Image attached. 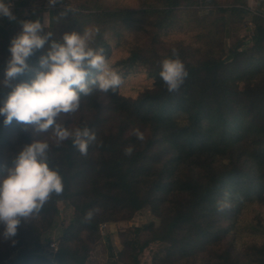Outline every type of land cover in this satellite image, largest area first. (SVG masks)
<instances>
[{
  "label": "trees",
  "instance_id": "trees-1",
  "mask_svg": "<svg viewBox=\"0 0 264 264\" xmlns=\"http://www.w3.org/2000/svg\"><path fill=\"white\" fill-rule=\"evenodd\" d=\"M233 2L219 10L237 17L247 11L244 0ZM197 3L153 0L138 12L114 7L88 15L127 27L135 21V13L148 17L145 40L122 62L127 68L144 67L151 85L135 97L122 95L119 88L115 93L94 89L91 95L81 96L79 111L91 116L80 120L78 128L87 127L96 140L86 155L71 138L59 146L47 142L49 164L61 175L63 192L53 193L32 215L43 224L30 217L18 226L11 238L13 255L5 262L9 252L0 253V264L16 260V264H85L101 222L126 219L146 206L160 224L136 227L135 236L145 233L141 241L122 240V254L128 255L130 264H140L137 252L152 241L165 244L163 255L154 256L153 264H264V240L246 244L241 251L225 240L247 204L264 203V13L253 15L249 39H241L226 55L221 38L211 36L213 29L204 43L167 41L182 27L181 8ZM199 10L196 7L191 13ZM47 13L44 32H53L56 39L64 35L58 25L72 28L83 15L65 8ZM214 22L217 26L218 19ZM103 30L90 47L103 49L107 57L110 46L102 38ZM21 31L9 20L0 22V106L10 91L2 84L10 42ZM41 54L37 51L29 57L33 70ZM166 58L179 60L188 73L177 92H169L160 76ZM20 82H30V75L18 76L13 84ZM3 121L0 116V177L21 148L42 141L23 124ZM129 147L131 154H126ZM58 201L71 207V218L54 251L46 252L44 245L51 240L41 235L57 213ZM225 201L228 206L219 211L218 203ZM260 229L264 236V226Z\"/></svg>",
  "mask_w": 264,
  "mask_h": 264
},
{
  "label": "clouds",
  "instance_id": "clouds-1",
  "mask_svg": "<svg viewBox=\"0 0 264 264\" xmlns=\"http://www.w3.org/2000/svg\"><path fill=\"white\" fill-rule=\"evenodd\" d=\"M57 0H48L54 6ZM0 16L14 20L15 16L5 0H0ZM22 31L10 42V59L7 61L3 87L10 89L0 106L4 124L13 120L23 124L32 133L51 131L57 146L72 139L82 155L87 154L89 144L96 140L94 132L87 127L69 129L60 118L80 109L81 96H89L94 89L108 93L122 84V77L108 68L103 49H93L90 43L99 29L84 28L83 34L64 33L56 39L51 31L44 32L46 24L39 20L23 21ZM43 32V34H41ZM41 51L38 68L33 70L29 57ZM93 70L96 73L93 75ZM30 75V82L13 84L18 76ZM160 76L169 92H177L188 73L179 60L164 59ZM137 137L143 139L137 132ZM49 144L32 142L13 157L6 175L0 177V224L4 226L3 237L10 239L34 213H38L50 196L63 192L62 177L56 168L50 167ZM129 147L126 154H131ZM227 201L218 203V210L227 207ZM92 212L86 219L92 218Z\"/></svg>",
  "mask_w": 264,
  "mask_h": 264
},
{
  "label": "rangeland",
  "instance_id": "rangeland-1",
  "mask_svg": "<svg viewBox=\"0 0 264 264\" xmlns=\"http://www.w3.org/2000/svg\"><path fill=\"white\" fill-rule=\"evenodd\" d=\"M14 7L10 9L15 16L14 20H10L6 16H0V22L9 20L18 28L22 27L23 21L39 20L42 25L49 23L48 10L65 8L74 13L83 14L79 17V21L74 27L69 29L63 25H58V30H64L63 33L77 31L83 34L84 28L95 29L98 28L102 32V38L108 42L110 46L109 55L106 58L107 66L110 70L115 71L122 77V84L118 87L122 95L128 97H135L141 90L151 85L152 78L141 65H134L131 68L125 67L122 62L130 50L138 44H141L146 37L148 27V17L143 13H135V21L131 26H123L122 24L115 25L112 22H105L102 17L88 16L90 13H97L103 8L125 7L136 12L139 9L146 7V5L153 0H57L54 6L48 4V0H13ZM198 3L187 9L181 8L178 12L180 15L181 28L175 29L170 33L167 41L183 39L185 43H204L206 40V33L209 29H213L211 36L215 34V39L221 38L223 53L226 55L228 50L238 43L241 39L248 40L253 30V15L257 12L264 13V0H244L247 11L240 13L239 17L231 16L228 11L221 12L220 7L235 5L233 0H216V4L207 5L203 0H191ZM156 2V1H155ZM200 7L196 14L191 13V9ZM222 17V19H220ZM34 19V20H32ZM218 19L217 26L214 24ZM214 22V23H213ZM66 26L67 24L64 23ZM218 27V28H216ZM102 28V30L100 29ZM94 40L96 38L94 37ZM200 42V43H199ZM96 50H99L97 47ZM98 74V73H97ZM89 112L77 111L71 115H62L60 122L67 128H78V122L83 118L90 117ZM42 141L54 142L55 138L51 131L48 133H34ZM8 158V157H6ZM57 213L49 227H47L42 235L49 237L50 243L53 242L55 247L58 243V235L62 228L67 225L71 218V207L66 205L63 201L57 202ZM34 222L41 225L39 218L31 216ZM153 222L154 226L160 224V219L154 216L149 207H144L135 211L126 219L118 218L104 223L102 230L98 227V237L90 244V250L85 264H130L128 255H123L122 240L125 238H138L142 240L145 238V233L141 232L135 236V228L140 227L146 223ZM100 223V224H101ZM99 224V225H100ZM264 226V203L253 202L247 204L239 214L229 234L225 238L226 241H232L234 249L241 251L246 244L261 243L264 236L261 233V227ZM4 226L0 224V253H8V258L12 257L11 238L5 239L3 237ZM44 245L46 252L54 251V247ZM165 244L159 241L150 242L145 248L139 250L138 260L140 264H153L154 256H162L164 253Z\"/></svg>",
  "mask_w": 264,
  "mask_h": 264
},
{
  "label": "built area",
  "instance_id": "built-area-1",
  "mask_svg": "<svg viewBox=\"0 0 264 264\" xmlns=\"http://www.w3.org/2000/svg\"><path fill=\"white\" fill-rule=\"evenodd\" d=\"M5 3L9 5L10 9H13V7H14V1L13 0H5ZM104 225H105L104 223H101L99 225V229L102 230V228L104 227ZM50 245L52 247L56 248L55 247V244L53 242H51Z\"/></svg>",
  "mask_w": 264,
  "mask_h": 264
},
{
  "label": "water",
  "instance_id": "water-1",
  "mask_svg": "<svg viewBox=\"0 0 264 264\" xmlns=\"http://www.w3.org/2000/svg\"><path fill=\"white\" fill-rule=\"evenodd\" d=\"M17 263V260L16 261H14L12 264H16Z\"/></svg>",
  "mask_w": 264,
  "mask_h": 264
}]
</instances>
